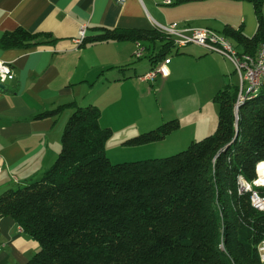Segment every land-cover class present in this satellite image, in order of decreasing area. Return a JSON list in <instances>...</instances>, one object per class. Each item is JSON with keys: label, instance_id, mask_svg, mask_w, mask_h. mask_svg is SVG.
Wrapping results in <instances>:
<instances>
[{"label": "trees", "instance_id": "trees-1", "mask_svg": "<svg viewBox=\"0 0 264 264\" xmlns=\"http://www.w3.org/2000/svg\"><path fill=\"white\" fill-rule=\"evenodd\" d=\"M234 1L253 5L255 31L247 36L241 25L226 24L220 33L254 54L264 43V0ZM97 30L81 43L159 39L163 48L173 46L157 30ZM49 37L18 26L3 33L0 48L47 44ZM237 90L225 84L214 95L213 134L172 156L135 162L105 156L109 130L95 105L67 103L44 113L56 118L73 108L60 151L40 178L0 194V218H12L39 245L23 264H261L256 245L264 238V211L251 206L249 191L239 194L238 178L264 194V185L253 184L264 161V78L235 113Z\"/></svg>", "mask_w": 264, "mask_h": 264}, {"label": "crops", "instance_id": "crops-1", "mask_svg": "<svg viewBox=\"0 0 264 264\" xmlns=\"http://www.w3.org/2000/svg\"><path fill=\"white\" fill-rule=\"evenodd\" d=\"M165 1L0 0V38L20 26L32 33H47L52 40L28 48H0V60L13 70V78L0 83V194L15 188L14 184L19 187L40 178L60 151L62 116H69L73 108L65 107L56 118L44 113L67 103L111 105L118 101L112 86L122 91L118 109L127 92L125 85L143 89L144 81L136 78L135 68L126 66L140 41L83 45L75 42L81 25L86 27L85 37L100 33L98 27L155 30L154 24L208 27L218 32L226 24L241 25L247 36L256 28L254 8L247 1ZM197 46L189 52L202 57L205 49ZM218 59L222 70L224 64ZM176 71L178 66L165 82ZM0 244V264H23L38 245L8 216L0 218Z\"/></svg>", "mask_w": 264, "mask_h": 264}, {"label": "rangeland", "instance_id": "rangeland-1", "mask_svg": "<svg viewBox=\"0 0 264 264\" xmlns=\"http://www.w3.org/2000/svg\"><path fill=\"white\" fill-rule=\"evenodd\" d=\"M140 43L144 47L143 55L140 58L134 57L126 65L135 68L136 78L155 69L156 66H153L159 59H169V74L166 77L175 66H178V71L166 82V77L161 75H157L152 82L144 81L141 84L142 90L125 85L127 92L118 109L116 106L122 91L117 86H112V94L118 99L117 102L108 106L92 103L100 110L101 128L109 130L104 154L111 163L172 156L185 150L191 142L213 134L218 122V104L213 100L214 95L225 84L239 83L231 62L217 53L204 50L205 55L195 57L189 52L192 47H196L194 44H188L187 47L171 45L167 49L162 47L163 42L159 39ZM218 57L225 69H220L222 64ZM67 118L65 114L62 116L63 128ZM169 121H176L177 127L165 131ZM154 135L155 137L140 140ZM38 249L39 245L31 251L30 257Z\"/></svg>", "mask_w": 264, "mask_h": 264}, {"label": "built area", "instance_id": "built-area-1", "mask_svg": "<svg viewBox=\"0 0 264 264\" xmlns=\"http://www.w3.org/2000/svg\"><path fill=\"white\" fill-rule=\"evenodd\" d=\"M123 2L124 0H116ZM143 4V0H139ZM166 3L169 0L165 1ZM155 30L165 34L172 40V44L177 47H184L188 44H196L204 48L208 52H214L231 62L235 73L238 76L239 83L237 85L238 91L233 104L235 113L242 103L247 99L253 97L258 91L261 81L264 78V43L260 44L254 54H250L238 50L233 43L218 31L208 27H178L175 24L160 25L154 24ZM86 27L81 25L78 31L79 37L75 40L76 43H81L85 37ZM144 47L137 42L133 51V57L140 58L143 55ZM169 59H164L155 69H151L142 75L137 76L141 81H154L157 75L166 77L169 74L168 69ZM13 78V70L10 65L3 60H0V83H5ZM255 180V179H254ZM239 194L244 191L250 192L251 206L263 212L264 211V194H260L254 190L252 186L247 183L242 176L238 178ZM255 186H263L264 181L257 183L253 181ZM19 230L22 231L19 226ZM0 244V248H1ZM257 253L261 264H264V238L256 245Z\"/></svg>", "mask_w": 264, "mask_h": 264}, {"label": "bare ground", "instance_id": "bare-ground-1", "mask_svg": "<svg viewBox=\"0 0 264 264\" xmlns=\"http://www.w3.org/2000/svg\"><path fill=\"white\" fill-rule=\"evenodd\" d=\"M257 183L264 181V161L257 163L255 180Z\"/></svg>", "mask_w": 264, "mask_h": 264}]
</instances>
